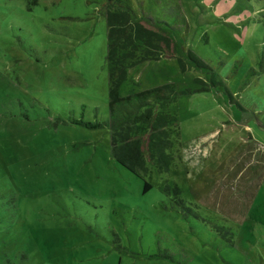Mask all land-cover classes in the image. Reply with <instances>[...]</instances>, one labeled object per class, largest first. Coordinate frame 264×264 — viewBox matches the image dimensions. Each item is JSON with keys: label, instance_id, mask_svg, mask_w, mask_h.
Segmentation results:
<instances>
[{"label": "rangeland", "instance_id": "1", "mask_svg": "<svg viewBox=\"0 0 264 264\" xmlns=\"http://www.w3.org/2000/svg\"><path fill=\"white\" fill-rule=\"evenodd\" d=\"M107 2L0 0V264H264V0H120L175 47L119 87L179 92L171 167L143 178L88 127Z\"/></svg>", "mask_w": 264, "mask_h": 264}, {"label": "trees", "instance_id": "2", "mask_svg": "<svg viewBox=\"0 0 264 264\" xmlns=\"http://www.w3.org/2000/svg\"><path fill=\"white\" fill-rule=\"evenodd\" d=\"M103 16L109 67L108 119L88 127L109 130L113 159L137 177L146 176V160L159 173L167 172L173 159L170 127L178 123L170 106L177 101L179 92L173 84H165L121 97L119 87L127 79L129 69L161 57H173L175 47L161 29L154 30L146 19H138L120 0H108ZM188 56L198 68L205 67L197 56ZM150 188L145 182L144 191ZM174 192L180 194L177 189ZM177 204L185 207L182 200H177Z\"/></svg>", "mask_w": 264, "mask_h": 264}]
</instances>
